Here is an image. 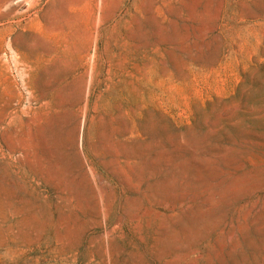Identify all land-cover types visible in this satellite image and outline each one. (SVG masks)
Segmentation results:
<instances>
[{"label":"rangeland","instance_id":"374dc122","mask_svg":"<svg viewBox=\"0 0 264 264\" xmlns=\"http://www.w3.org/2000/svg\"><path fill=\"white\" fill-rule=\"evenodd\" d=\"M0 264H264V0H0Z\"/></svg>","mask_w":264,"mask_h":264}]
</instances>
